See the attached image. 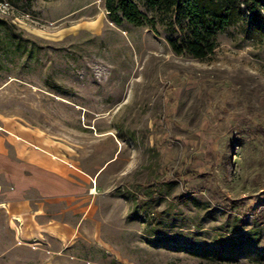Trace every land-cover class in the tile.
I'll return each mask as SVG.
<instances>
[{
    "label": "rangeland",
    "instance_id": "obj_1",
    "mask_svg": "<svg viewBox=\"0 0 264 264\" xmlns=\"http://www.w3.org/2000/svg\"><path fill=\"white\" fill-rule=\"evenodd\" d=\"M133 1L154 30L105 0H0L34 52L0 54V139L82 172L71 196L28 195L39 218L0 209V264H264V39L232 26L177 56L173 17Z\"/></svg>",
    "mask_w": 264,
    "mask_h": 264
},
{
    "label": "trees",
    "instance_id": "obj_2",
    "mask_svg": "<svg viewBox=\"0 0 264 264\" xmlns=\"http://www.w3.org/2000/svg\"><path fill=\"white\" fill-rule=\"evenodd\" d=\"M155 13L169 14L174 26L182 32L169 39L171 51L177 55L203 60L217 47V34L232 26H240L246 37L264 39V0H142ZM109 20L116 26L122 21L135 27L155 29V19L148 17L133 0H105ZM15 26L0 18V54L12 58L31 57L28 40L16 34ZM226 259V258H222Z\"/></svg>",
    "mask_w": 264,
    "mask_h": 264
},
{
    "label": "crops",
    "instance_id": "obj_3",
    "mask_svg": "<svg viewBox=\"0 0 264 264\" xmlns=\"http://www.w3.org/2000/svg\"><path fill=\"white\" fill-rule=\"evenodd\" d=\"M12 142L13 157L9 154V139H0V174L14 182L15 186L10 194L0 196L3 213L11 218H21L23 222L29 219L28 215L39 218L43 213L42 207L32 209L29 194H36L38 200H50L71 196L79 191L73 178L76 172L81 171L43 150L33 139L21 137L17 142ZM33 235L32 232L30 236Z\"/></svg>",
    "mask_w": 264,
    "mask_h": 264
},
{
    "label": "bare ground",
    "instance_id": "obj_4",
    "mask_svg": "<svg viewBox=\"0 0 264 264\" xmlns=\"http://www.w3.org/2000/svg\"><path fill=\"white\" fill-rule=\"evenodd\" d=\"M15 220H17V219H15Z\"/></svg>",
    "mask_w": 264,
    "mask_h": 264
},
{
    "label": "built area",
    "instance_id": "obj_5",
    "mask_svg": "<svg viewBox=\"0 0 264 264\" xmlns=\"http://www.w3.org/2000/svg\"><path fill=\"white\" fill-rule=\"evenodd\" d=\"M16 221H18V220H16Z\"/></svg>",
    "mask_w": 264,
    "mask_h": 264
}]
</instances>
